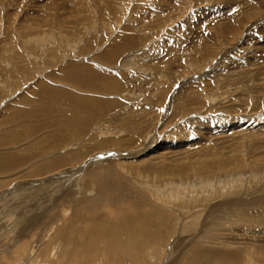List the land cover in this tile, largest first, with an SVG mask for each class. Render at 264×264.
Wrapping results in <instances>:
<instances>
[{"label": "rangeland", "instance_id": "374dc122", "mask_svg": "<svg viewBox=\"0 0 264 264\" xmlns=\"http://www.w3.org/2000/svg\"><path fill=\"white\" fill-rule=\"evenodd\" d=\"M0 159V264H264V0H0Z\"/></svg>", "mask_w": 264, "mask_h": 264}, {"label": "bare ground", "instance_id": "6f19581e", "mask_svg": "<svg viewBox=\"0 0 264 264\" xmlns=\"http://www.w3.org/2000/svg\"><path fill=\"white\" fill-rule=\"evenodd\" d=\"M110 57V56H109ZM76 66V65H75ZM74 72H67L66 73V75L65 76H63V77H65L64 79L62 78V79H60L59 81L61 82H63V83H65V84H67L69 87H72V88H75V89H80L81 87H82V84L83 85H85V86H87V89H89V88H91V87H89V86H92V85H94V84H92V83H89L90 81H89V79L91 80V76H90V78H89V76L88 77H86V76H84L83 77V79H81V80H75L74 78H75V76H74ZM77 75V74H76ZM74 77V78H73ZM78 78V77H77ZM84 79H86L87 80V82H84ZM80 81V82H79ZM70 84H69V83ZM41 84V83H40ZM43 85V84H42ZM65 86V85H64ZM67 86V87H68ZM83 88V87H82ZM85 88V87H84ZM59 89V88H58ZM65 89V88H64ZM94 89H95V86H94ZM61 90V89H60ZM101 90H103V89H101ZM100 90V91H101ZM56 91V90H55ZM54 90L53 91H51L50 93H53V92H55ZM92 91V90H91ZM95 91V90H94ZM96 91H98V90H96ZM103 92V91H102ZM55 95H56V93H55ZM65 96H69V97H67V100L68 101H70V102H67V103H64V104H62V105H58V103H56V101H60V99H62L61 97H58V98H53V96L50 98V102H51V108H52V113H55V112H57L58 110H60V108H62V111H65V109H63V107H65L67 110V112H66V114H67V119L65 120L66 122H65V124H66V129H67V131H69V134H73V135H76V134H80V130L81 129H83L84 128V126H86L84 123H86L87 121H88V119L86 120V117H88L90 114H93L94 112H92V111H90V107H88V105H84V103L83 104H81L82 103V101L84 100L85 101V99H81V98H78V97H74V95H71V94H65ZM75 98H73V97ZM74 99H72V98ZM55 100V101H54ZM76 100L77 101H81V103L80 104H73V105H71V102L72 103H76ZM88 102V101H87ZM88 104V103H87ZM90 106V105H89ZM58 108V109H57ZM82 108H85V109H87L85 112H82V113H80V111H79V109H82ZM57 109V110H56ZM93 110V109H92ZM95 111V110H94ZM65 113V112H64ZM86 115V116H84V115ZM88 114V115H87ZM82 116H84V117H82ZM64 124V125H65ZM64 130V129H63ZM64 132V131H63ZM66 134H67V132H66ZM10 161H13V159H10V160H2V159H0V163H4V164H7V162H10ZM58 161V160H57ZM6 162V163H5ZM9 164V163H8ZM50 164V163H49ZM2 164H0V166H1ZM5 166V165H4ZM9 166V165H8ZM94 203H96V201L94 202ZM94 203H92V204H90V203H88V205H90V206H88V205H86L85 206V208L86 209H84L83 210V212L84 211H87V212H90L91 214L89 215V217H87V215H82L81 216V219H83L84 217L85 218H87L88 219V221H92V223L94 224V223H97V221H98V219H99V217H101L102 219H103V217L102 216H106V214H102V212H100L98 215L97 214H95L94 212L92 213V211H93V207H94ZM88 207V208H87ZM107 208H113V207H111L110 205H109V207H107ZM113 210V209H112ZM116 210V215L119 217V216H122V217H127L128 218V215H126L125 213H124V215L122 214L123 212H125V211H121V208L119 209V208H114V211ZM123 210V209H122ZM109 211H111V210H109ZM105 213V212H104ZM114 213V214H115ZM107 216H109V213H107ZM111 216V215H110ZM126 218V219H127ZM136 218V217H135ZM135 218H131V221H128V226H129V230L128 231H131L130 232V235H133V237H131V240H129V245H131V242L133 241V245H134V238H135V236H134V234L135 235H137L136 233H134L133 231H134V229H132V227H131V225H129V224H131L132 222H135L137 219H135ZM129 219V218H128ZM120 221H121V217H120ZM124 222V221H123ZM123 222H121V224L123 223ZM73 225V224H72ZM94 226H95V224H94ZM116 227V226H115ZM118 227H119V225H118ZM117 227V228H118ZM126 227V226H125ZM116 228V229H117ZM113 229V228H112ZM116 229H114V232H116ZM86 229H84L83 231H85ZM86 231H88V230H86ZM118 232H120V231H122V229H120V231H119V229L117 230ZM127 231V230H126ZM127 231V232H128ZM89 232V231H88ZM114 232H113V235H114ZM84 233H86V232H84ZM120 233H122V232H120ZM123 233H125V231L123 232ZM115 234H117V233H115ZM119 234V233H118ZM70 235V234H69ZM103 235H105V234H103ZM112 235V234H111ZM120 235V234H119ZM118 236V235H117ZM116 236V237H117ZM121 236V235H120ZM123 236V235H122ZM126 237H129L128 235L127 236H125V234H124V237L123 238H126ZM112 238V237H111ZM117 241L119 242L120 241V243L119 244H123L124 242L125 243H127L125 240H119V238L117 237ZM70 240V239H69ZM108 240V239H107ZM71 241V240H70ZM109 241V240H108ZM116 240H115V237H113V240H112V242H115ZM128 241V240H127ZM123 242V243H122ZM113 244V243H112ZM114 245V244H113ZM102 246V245H101ZM115 247H116V244L114 245ZM115 250V249H114ZM64 253V252H63ZM111 253H113V252H111ZM109 254L110 256L111 255H113V254ZM134 254H135V256H133V261H136V262H139V263H141V262H146V261H144V260H146V259H148V257L150 258V256H144V254H141V252H139V250L137 251V253H135L134 252ZM210 255V254H209ZM74 258V257H73ZM58 259V258H57ZM72 259V258H71ZM150 259H152V258H150ZM206 259V258H205ZM55 260V259H54ZM61 260V259H60ZM60 260H57L56 262H54V263H57V262H60ZM66 260V259H65ZM73 260V259H72ZM75 260V259H74ZM142 260V261H141ZM70 261L71 260H68V262L70 263ZM113 261V260H112ZM62 262V261H61ZM71 262H73V261H71ZM31 263V262H30ZM114 263V262H113ZM66 264V263H65ZM68 264V263H67ZM71 264V263H70ZM73 264H76V261L73 263Z\"/></svg>", "mask_w": 264, "mask_h": 264}]
</instances>
